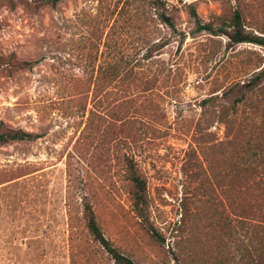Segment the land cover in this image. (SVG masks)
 Returning <instances> with one entry per match:
<instances>
[{"label": "rangeland", "instance_id": "374dc122", "mask_svg": "<svg viewBox=\"0 0 264 264\" xmlns=\"http://www.w3.org/2000/svg\"><path fill=\"white\" fill-rule=\"evenodd\" d=\"M33 1L10 8L0 0V121L34 135L0 145V181L8 179L0 182V264H114L85 228V200L105 237L135 264L254 259L257 238L234 214L232 242L225 245L218 229V212L238 200L226 161L251 108L232 112L229 102L202 100L248 79L264 64V47L193 32L183 3L207 21L222 0H166L168 12L176 7L173 28L147 5L124 0ZM244 1L250 25L264 20L263 2ZM119 57L131 72L94 105L102 114L116 99L128 108V137L108 153L89 134L98 121L88 115L99 67ZM122 154L145 179L155 232L133 211Z\"/></svg>", "mask_w": 264, "mask_h": 264}, {"label": "trees", "instance_id": "16d2710c", "mask_svg": "<svg viewBox=\"0 0 264 264\" xmlns=\"http://www.w3.org/2000/svg\"><path fill=\"white\" fill-rule=\"evenodd\" d=\"M10 8L15 6V0H4ZM59 0H34L41 5L55 6ZM181 1V0H180ZM264 0H259V3ZM249 1L244 0H222L221 12L213 14L212 18L202 21L196 12L193 2L183 3L188 17L194 23L193 32L205 31L212 35H223L227 39V45L240 43H252L264 47V20L256 21L255 26L250 25L248 18ZM147 5L153 10V14L160 23L168 27H174V16L176 7H171L168 12L166 0H124V7L133 4ZM123 7V6H122ZM264 18V11H263ZM159 48L161 45H155ZM14 67H29L31 63L21 61H9ZM262 62V61H261ZM128 61L123 57L116 58L105 66L99 67L92 88L93 106L90 114L97 119L89 134L101 141L104 152H108L111 144L117 140H125L128 134L123 127L129 120L128 108L125 101L116 99L106 113L102 114L94 109L95 100L99 102L103 89L115 84L119 79H126V75L132 69ZM126 76V77H125ZM264 64H259L258 69L253 71L250 77L243 81L235 82L224 88L220 95H211L202 100L203 103L214 102L220 99L229 102L228 109L235 110L238 105L248 104L251 112L246 115L244 138L237 141L234 151L230 153L226 161L227 179L233 180L229 184L236 193L238 200L230 203L231 210L218 212V229L224 235L225 245L232 242V236L236 232L233 227L230 214L239 220L240 228L244 232L251 231L257 238L258 251L252 260L246 259L242 264H264ZM90 91L89 89L87 92ZM257 93V94H256ZM256 94V96H254ZM148 112V111H146ZM144 112L143 114L148 115ZM90 118V117H89ZM34 135L20 128H12L0 121V145L13 141L29 140ZM86 137V136H85ZM125 165L126 178L131 183V202L135 215L152 232L154 227L149 223L146 215L148 198L146 193L145 179L138 172L131 157L122 154L120 157ZM15 176L10 177L14 178ZM8 180L7 178L0 182ZM82 218L85 228L92 239L110 256L114 264H135L134 261L125 256L118 247L105 237L97 219L92 205L88 201L82 203ZM175 264L178 263L176 259Z\"/></svg>", "mask_w": 264, "mask_h": 264}]
</instances>
